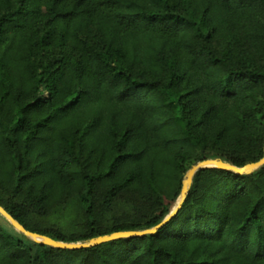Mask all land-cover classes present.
I'll use <instances>...</instances> for the list:
<instances>
[{"label": "trees", "instance_id": "1", "mask_svg": "<svg viewBox=\"0 0 264 264\" xmlns=\"http://www.w3.org/2000/svg\"><path fill=\"white\" fill-rule=\"evenodd\" d=\"M263 114L264 0H0V206L29 231L152 227L195 162L262 157ZM0 264H264V165L201 169L156 233L89 248L0 216Z\"/></svg>", "mask_w": 264, "mask_h": 264}, {"label": "water", "instance_id": "2", "mask_svg": "<svg viewBox=\"0 0 264 264\" xmlns=\"http://www.w3.org/2000/svg\"><path fill=\"white\" fill-rule=\"evenodd\" d=\"M264 115V114H263ZM264 165V148H263V155L256 161L247 162L241 166H236L228 161H224L219 157L213 158H203L194 164H192L184 173L181 179L180 191L174 203V206L170 209V211L162 218L160 222L156 225L141 229V230H122V231H114L108 234H102L95 237H91L89 239L83 241H61L52 239L46 235L39 234L36 232L29 231L24 228L16 219H14L4 208L0 206V216L3 217L11 228L33 242L47 245L53 248L59 249H81V248H89L96 246L98 244L120 239V238H132V237H142L149 234H154L158 230H160L163 226H165L177 213L179 208L181 207L188 190L192 183V178L194 174L204 168H219L223 170L230 171L234 174H250L253 171L259 169L261 166Z\"/></svg>", "mask_w": 264, "mask_h": 264}, {"label": "rangeland", "instance_id": "3", "mask_svg": "<svg viewBox=\"0 0 264 264\" xmlns=\"http://www.w3.org/2000/svg\"><path fill=\"white\" fill-rule=\"evenodd\" d=\"M173 206H174V204H173ZM173 206H172V207H173ZM172 207H171V208H172ZM56 221H58V220H56L55 218H50V219H48L46 222L49 223V225H50V224H52V222H56ZM58 223H59V224H58L59 227L64 228L63 225H60V224H62L60 221H58Z\"/></svg>", "mask_w": 264, "mask_h": 264}]
</instances>
